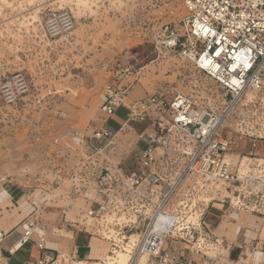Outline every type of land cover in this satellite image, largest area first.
<instances>
[{
    "label": "built area",
    "instance_id": "obj_1",
    "mask_svg": "<svg viewBox=\"0 0 264 264\" xmlns=\"http://www.w3.org/2000/svg\"><path fill=\"white\" fill-rule=\"evenodd\" d=\"M184 12L178 23L158 28L154 46L190 64L223 95L204 102L158 92L131 101V86L105 88L101 127L80 136L79 164L70 173L73 197L85 198L87 208L79 210L78 221L66 216V223L108 244L107 256L79 260L78 247L64 256L50 249L38 216L44 199L25 212L18 249L4 252L7 234L0 232V264L30 244L41 255L34 264H110L120 253L132 264L137 258H146L145 264H183L180 245L206 257L223 243L203 224L212 199L201 196L218 185L226 188L231 211L264 223V0H184ZM44 14L48 38H64L75 28L66 9L46 8ZM29 92L25 74L0 76V98L7 106ZM121 108L127 110L126 127L147 123L129 163L116 160L119 132L108 128ZM255 240H249L251 246ZM210 264L243 263L216 258Z\"/></svg>",
    "mask_w": 264,
    "mask_h": 264
},
{
    "label": "rangeland",
    "instance_id": "obj_2",
    "mask_svg": "<svg viewBox=\"0 0 264 264\" xmlns=\"http://www.w3.org/2000/svg\"><path fill=\"white\" fill-rule=\"evenodd\" d=\"M46 8L72 13L75 28L70 35L55 39L45 35ZM184 14V0H0V22H4L0 27V76L21 72L30 84V92L16 106H7L0 98V188L7 181L29 182L38 191L33 202L47 199L39 221L48 242L57 243L61 255H67L73 245L72 231L77 234L82 228L68 226L66 216L78 221L79 210L87 208L85 198L73 197L70 177L79 164L80 146L61 139L73 138L82 118L95 117L106 87L131 86V100L158 92L170 98L177 93L191 95L204 102L223 95L215 82L199 75L190 64L154 46L158 28L178 23ZM127 69L134 75L126 73ZM136 90L137 94L132 93ZM117 115L127 120L126 109H119ZM108 126L116 133L120 129L116 122ZM146 126L134 123L118 134L116 160L131 162ZM248 149L246 145L243 151ZM226 196L224 186H214L201 199H212L214 208L224 203L230 210ZM248 219L245 229L255 235L261 232L258 220ZM95 242L100 254L93 258H105L108 244ZM79 256L87 257L84 248ZM18 257L26 259V248ZM232 257L238 261L236 254ZM243 258L241 263H251L250 254ZM117 260L111 262L117 264Z\"/></svg>",
    "mask_w": 264,
    "mask_h": 264
},
{
    "label": "crops",
    "instance_id": "obj_3",
    "mask_svg": "<svg viewBox=\"0 0 264 264\" xmlns=\"http://www.w3.org/2000/svg\"><path fill=\"white\" fill-rule=\"evenodd\" d=\"M7 13L12 15L9 10H7ZM3 23L4 22H0V27L4 26ZM132 93L137 94L138 92L136 90V92L134 91ZM129 94H131V91L129 92ZM134 98L135 99L132 100L129 98V100H139L137 97ZM99 110L93 119H87L85 117L82 118L81 122H79V129L77 130L79 134L75 132L73 138L63 137L61 140L63 141L64 139H68L70 144H72V141L74 140V142L80 146L81 135L90 136L95 130L101 127V124H99L98 122L100 116ZM126 121V119H122L116 114V116L110 122H116L118 124L120 129H118L117 131L120 134L126 128ZM108 128L110 127L108 126ZM146 128L147 126L145 127V129ZM111 130L114 131L113 129ZM34 189L35 187L32 186V184L24 181H7L1 185L0 232H5L7 234L2 245L4 252H8L10 249L16 247L19 244V241L21 239V229L19 228V226L25 219V212L33 203V196L35 197ZM218 206V208H214V205L211 204V206L205 213L203 224L213 233L215 239L220 240L223 243L222 248L216 251H211L206 257H204L199 254H192L190 252H187L185 251L186 247L184 245H180L178 248V253L181 263L210 264L211 261L216 258H221L222 260L227 261H234L232 260V254L234 253L237 256V262H240L242 259H244L243 257L245 255L250 254L251 263L248 264H264V223L255 216H252L245 212L232 211L234 213L228 216L231 211L225 209L223 203ZM247 217L258 220V222L256 223H258V227L260 228V230L262 229L261 232L255 235L251 234L250 231L245 229L246 225L248 224L246 220H249ZM250 221L251 220H249V222ZM71 234L73 236V242L70 244L73 245L68 253H71L75 247L79 248V252L84 248V250L87 252V257L84 259H80L79 256V260H98V258H93V253L95 252L96 255L99 253V251L96 249L97 243L95 242V240H101L92 238L88 234L81 233L80 231L77 234L72 231ZM250 235H255V237L257 238L255 242L251 243L252 246L249 243ZM25 248L26 259H22L18 256L20 252ZM40 257L41 255L39 251L34 248L32 244H30L23 247L21 250H18L12 256H9L8 264H34V262Z\"/></svg>",
    "mask_w": 264,
    "mask_h": 264
},
{
    "label": "bare ground",
    "instance_id": "obj_4",
    "mask_svg": "<svg viewBox=\"0 0 264 264\" xmlns=\"http://www.w3.org/2000/svg\"><path fill=\"white\" fill-rule=\"evenodd\" d=\"M217 189L221 188L220 186L216 187ZM207 202H210L209 200H206ZM48 247L52 250H57L59 248V245L57 243H50L48 242ZM19 245H17L14 250L18 249ZM121 254V255H120ZM117 258L115 260H117V264H129V256L124 254V253H120ZM145 258H137L134 262V264H145ZM110 264H113V262H110Z\"/></svg>",
    "mask_w": 264,
    "mask_h": 264
},
{
    "label": "trees",
    "instance_id": "obj_5",
    "mask_svg": "<svg viewBox=\"0 0 264 264\" xmlns=\"http://www.w3.org/2000/svg\"><path fill=\"white\" fill-rule=\"evenodd\" d=\"M95 254V252L93 253V255Z\"/></svg>",
    "mask_w": 264,
    "mask_h": 264
}]
</instances>
